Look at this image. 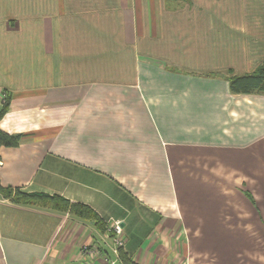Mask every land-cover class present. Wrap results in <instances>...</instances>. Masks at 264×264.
Instances as JSON below:
<instances>
[{"label":"crops","instance_id":"obj_1","mask_svg":"<svg viewBox=\"0 0 264 264\" xmlns=\"http://www.w3.org/2000/svg\"><path fill=\"white\" fill-rule=\"evenodd\" d=\"M263 61L264 0H0V181L103 222L0 195V264H264Z\"/></svg>","mask_w":264,"mask_h":264},{"label":"trees","instance_id":"obj_2","mask_svg":"<svg viewBox=\"0 0 264 264\" xmlns=\"http://www.w3.org/2000/svg\"><path fill=\"white\" fill-rule=\"evenodd\" d=\"M220 74L229 81L230 89L234 93L264 94V61L252 72L236 74L232 69H227ZM10 102L11 95L6 93L4 102L0 108V120L8 111ZM24 136V133H9L0 128V148L2 146L17 147L20 145ZM0 195L17 204L36 206L59 212H68L74 217L82 220L94 221L98 226H103V222L99 218L98 213L90 205L84 202L71 201L61 194L26 191L20 187L4 186L0 181ZM246 195L252 202L255 201L251 192H246ZM104 229H107V227ZM121 251L122 249L120 250V256L124 264H138L126 255V253H121Z\"/></svg>","mask_w":264,"mask_h":264},{"label":"built area","instance_id":"obj_3","mask_svg":"<svg viewBox=\"0 0 264 264\" xmlns=\"http://www.w3.org/2000/svg\"><path fill=\"white\" fill-rule=\"evenodd\" d=\"M107 234L105 235V243L111 249V253L115 254L117 258H121L120 250L124 247V230L121 221L116 220L111 222L109 228H107ZM83 253L93 254L95 248L91 249L89 246L83 248ZM105 264H114L113 258H111L109 253L104 255Z\"/></svg>","mask_w":264,"mask_h":264},{"label":"rangeland","instance_id":"obj_4","mask_svg":"<svg viewBox=\"0 0 264 264\" xmlns=\"http://www.w3.org/2000/svg\"><path fill=\"white\" fill-rule=\"evenodd\" d=\"M110 223H111V222L108 223L107 228H109Z\"/></svg>","mask_w":264,"mask_h":264}]
</instances>
